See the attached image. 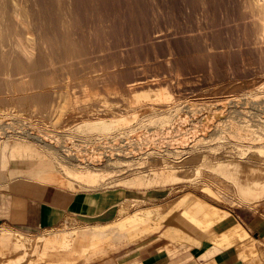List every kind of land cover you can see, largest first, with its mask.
<instances>
[{
    "label": "bare ground",
    "instance_id": "6f19581e",
    "mask_svg": "<svg viewBox=\"0 0 264 264\" xmlns=\"http://www.w3.org/2000/svg\"><path fill=\"white\" fill-rule=\"evenodd\" d=\"M47 1L48 0H0V120L5 116L9 118L8 115L15 113L14 108L16 107L19 108V107L37 106L39 109H44V110L51 108L52 103L54 102L55 94L57 90L62 88L65 84L64 75L66 73L75 75L80 71L81 68H83L84 65L88 64L87 65L88 67L90 61H93V62L97 61L94 59L103 60L104 58L109 57L110 55L114 53L118 54L119 56L121 55L122 57L124 53L126 54L127 51H129L128 50L129 48L128 49L126 48V46L129 47L128 44L125 46L126 49H123V46L121 45V43L119 44L118 42L117 43L110 42L109 40V38L111 37L110 34L111 32H113L112 29H110L111 25L108 26L107 24L106 27H103L105 26L104 24L103 26H100V25L97 26L93 24V22L91 21L92 19L91 20L89 19L90 17L87 19L86 12L88 10L91 9L92 11L94 9L99 12L102 11V8H100L101 2H99V0H55V3L53 1L52 6L48 4ZM127 1L131 3V0H127ZM110 2H106V3H110ZM128 2H125V4ZM148 4H151V3H148ZM157 4L161 5L160 3H157ZM174 4L176 5V8L175 6L172 7V9L174 10L173 14L178 13L179 16L183 14L184 17L185 15L188 16L187 13H189L190 15L199 14L201 16L199 15L198 16L201 17L202 21H200L199 19L198 20L207 25V27L205 26L206 28L202 27L201 29H198L197 32L193 31L196 29L190 28L191 29L190 32L185 30L184 33H182V35L178 36L179 39H184V40H187L188 42L191 41L190 39H192V41L199 40L198 43L200 45H203L204 47V50L202 52L203 54H201L199 58L200 57L202 58V55H203L205 59L209 60V62L205 61L207 64L210 63V65H212L213 64L212 62H214L216 66L218 65V62L222 63V61L225 58L229 60L230 62L233 59L234 60L239 59L238 55L245 53L242 50L241 44L249 45V49H248L250 50L249 53H251L253 50V53L255 52V54L260 59L264 60V0H174ZM107 5H110V4H107ZM127 6H126V10H128ZM147 6L148 5L145 6L146 7L145 10H148ZM102 7H103V4H102ZM104 7L108 8L109 6L107 7L104 6ZM112 7L114 8V5L111 6L110 8L112 9ZM130 9L129 11H133ZM107 10L108 9H106V13H108ZM137 11H135V13ZM162 11H165V10H163L162 8ZM94 12H90V14ZM166 12L167 11H165V13ZM117 13H115L116 14L115 17L116 19H119L117 18ZM135 13H132V14H134L135 17H137V15L141 12H139L138 14H135ZM147 13L149 12L147 11ZM147 13L146 15L148 17L151 11L149 14ZM163 13L164 12H162V15L165 14ZM128 14L130 15V13ZM155 14L156 13H153V16ZM93 15L95 16V14ZM112 15H114V13ZM146 15L144 16L146 17ZM179 16L177 17L181 19L182 17H179ZM109 17L111 19V16ZM164 17H162L163 20L166 19ZM190 17L191 16H189V18ZM128 18L130 20L129 16ZM141 19L143 21V18ZM141 19L139 21H141ZM104 20L108 21L106 19ZM184 20H182V22H184ZM192 20L194 21L195 18ZM176 22L179 23L178 19ZM122 23L123 22H120V24ZM138 23H136V25ZM131 24L133 25V23ZM131 24L129 27H131ZM182 24L183 23H181L180 25ZM184 24H186V22H184ZM199 24L203 25L201 23H198V25L197 26L195 25V26L199 28L198 27ZM112 25L115 27L116 24L115 25L112 24ZM126 25H127V22H126ZM120 26L122 29L123 25H120ZM145 28L147 27H144V29ZM144 29L143 30L141 29L142 32H144ZM155 29L156 28H154V30ZM183 29L185 28L183 27ZM118 30H120V27L116 31ZM181 30L182 28L178 31H181ZM123 31L124 29L122 30V32ZM234 31H237V33L240 31L242 32V34L238 35L236 33L238 36L234 37L233 36L235 34ZM150 32L152 31L150 30ZM116 33L120 34L119 32H116ZM116 33L114 34L118 36V34ZM135 33L137 34V32ZM146 33H148V31ZM164 33L155 31L153 32L152 36L149 34L151 46L152 44L157 46L156 44L164 41V39L166 40L167 34H164ZM87 34L89 36H87ZM130 34H131V31L129 35ZM122 35H120V37ZM137 36L139 37V32ZM141 36L143 37V35H140V37ZM131 37L132 36H130V38ZM170 37H172V35ZM90 38L91 39L94 38L96 42L94 43L95 40H92L93 41L92 42ZM116 38L117 37L115 36L114 39ZM175 39L177 38L175 37ZM130 40L135 42L132 39ZM130 40L128 39L127 41L129 42ZM168 40L170 41L171 39H168ZM140 41H137L138 43L136 42L135 43L139 44ZM143 41L144 39L142 38V42ZM130 43L132 44V42ZM192 45L193 44L191 43V49H193V47L197 45V43L193 45V47ZM234 45L240 48L235 47L237 50H233ZM161 46L164 47V45H161ZM188 46H186L187 48L186 51L188 50ZM134 47L136 49V47H139V46L137 45ZM142 47L143 45H141V48ZM171 47L172 46H170V48ZM198 47L196 48L195 46L196 49H199ZM130 50H132V48ZM199 50L202 51V49H199ZM135 51H133V53H136ZM196 52L197 51H195V53ZM133 53L131 52V55ZM247 55L249 54L247 53ZM250 55L252 56L253 54H250ZM176 56H178V54ZM251 56L249 58L250 61L246 59L247 62L248 61L251 62L252 58L256 59L254 58V56L251 58ZM187 58H190V57H187ZM187 58H183V59H187ZM193 58L191 56L190 59H193ZM195 59L196 58H194V60ZM240 59H242V57ZM194 60L193 62L195 64L196 62ZM169 61L171 63V60ZM169 61H167L166 63H168ZM176 61L178 62V59ZM203 61L202 63L204 64ZM110 62L112 63V61ZM95 63L96 62H94V66L96 67ZM114 63L115 62H113L112 64ZM168 65L170 64L168 63ZM263 65L261 68L264 67ZM115 66H116V63H115ZM115 66L112 65V67H115ZM177 66L175 65L174 68H176ZM91 67H93V65ZM99 67L100 65L98 66V68ZM233 67L236 68L235 66ZM245 67L249 68V66H245ZM215 68L217 69V67ZM234 68H233V71H235V73L237 74L238 72H236ZM237 68L240 69V67H237ZM110 69H108L107 71V75L110 78H113V77L117 78L121 75L120 74L119 76H116L118 73L117 72L118 70L116 71L114 69L112 70ZM245 69L244 70L242 69L244 73H246ZM105 72L106 71H104V73ZM251 72L248 71V73H251ZM79 73L82 74L81 72ZM232 74L234 77L235 75L234 72ZM258 75H260V73ZM236 77L237 76H235V78ZM118 79L119 78H117L116 81H118ZM192 79H194L191 81L193 85L196 86V84L200 83V82L196 83L197 78L196 80H195V77ZM156 81L154 79H151L150 77L149 78L141 77L139 74V76H137L134 80L130 81L129 83L127 80L125 81V83H121L122 84L121 87L123 90L122 92L124 94H127V93L133 94V98L137 101L136 103L137 105H140V101L144 99H149L151 101V104H150L152 108V111L150 112L151 114L139 116L137 114V109L135 110L132 109V110H126V112L120 111V112H109V113H102V114L98 113V114H93V115L92 114L91 115H81L80 117L71 116L67 120L68 123H66L68 124V127L67 126L65 127L64 124H61L62 121L60 122L61 125L58 124V126L56 127L62 128L63 131H61V133H63L65 137H69L72 134H77L81 136L92 135V134L99 135L101 133L115 134L117 130H120L124 126H127L128 123L132 121H137V123L130 125V129H126L125 132L115 134V136L119 135L120 137H124V136H127L129 133L136 132L139 138L141 137L146 138L147 143L150 144L151 142L155 141V139H153L155 137L152 138L150 135H148L149 130H147V132L146 131L143 132L144 130L143 128L146 126L149 127L152 125H156L158 123H162V126L160 127L161 130L157 132V134L156 133L154 134V135L159 136V138H157L158 136L156 137L157 138L156 140L157 142L158 141L160 142L165 137H169L170 131L168 130L166 131V127L168 123L173 121L171 119L173 117L172 116L173 112H176V114L180 113L183 101H181L182 98L180 96L175 97V95L171 91L159 89V87L162 86L164 81H162V83L156 82ZM91 82L94 84L96 83V80L93 77H90V83ZM110 82L112 83L114 81H110ZM116 83L114 86H116ZM106 84H108V82ZM174 84H173V87L170 86L172 87V89L170 90L176 91V92H179L180 90H182L179 83H177V85H174ZM119 85H117L118 89H119ZM257 88L264 89V82L260 83L259 85L257 83L251 82L247 85V87L241 85L240 83H235V84L233 83L231 86L228 87L229 91L221 92L220 100L217 101V102L224 103L225 107L226 106L229 107L226 111H228V114L230 117H233V116L243 117L244 115H247L245 110L244 111L240 110V108L243 107L241 105L245 104L243 100L249 101L248 99H250L251 97H254L252 98V106L249 105V107H251L252 110L257 108L256 110L251 112L252 129L249 127V125H244V123L242 122L229 121L226 125H224L226 127H221L219 124L217 125V129H218L217 131L228 132V135L230 136L231 139H236L238 143H240L237 148L238 150H235V148H232V147H229L223 144L222 146H220L221 141L220 140L216 141V140L223 138V137L222 136L218 137L219 134H217L218 132H216L214 136L211 135L207 137L205 135H202L203 138L201 139L198 138L199 141L196 143L197 141L196 140L195 141L196 144L194 145L192 144L193 146H189V147L183 146L181 148L182 150L179 151L182 153L180 159H176L175 161L170 156V154H172L171 149L167 148L166 151L165 150L161 151L159 149L152 147L151 152L149 153L152 156V160L154 163L152 164L148 163L147 166L140 167L138 166L137 163H132L131 162L132 160H129V158L123 154V152H126L127 150L124 148L126 147L124 145H119V144L105 145L103 144L102 148L99 149L102 151L98 153H94L89 158H84V156L81 155V153L78 156L73 157L74 154L70 153L71 149L67 148V146L65 145L66 141L64 140L60 141L59 139L55 140L54 138L55 136L53 137L52 135L48 133H44V135L33 136L35 134L32 131H29L21 127L20 128L21 131H19L21 132L20 136L26 141H20V143H16L15 148L10 151V154H11L10 157L12 158L36 157V155L38 154L37 153L38 149L34 145L40 146L41 148L46 150V152L53 154L52 157L56 159V161L59 162V164H61L64 170V174L57 173L51 170L49 172L48 178L50 177L52 178L53 181H56V182H59L61 184L71 186V187H77V186L80 187L83 185L90 186L96 183L97 180H102L105 177V175L112 173V172H108L110 167L112 171L116 169L117 167H121L124 169V172L121 175L122 178L117 179L118 181L121 180L128 184H138V185L150 183L152 181L162 182L164 184H169V185L184 181V182H193V184L195 185L197 184L196 177L199 175H202L204 179L206 180L205 182L200 183L198 185L199 187L203 188L204 190L210 193L221 196V195H224V192L221 190H215L212 184L219 185L221 186L222 189L228 190L238 195V197L245 204H248V206H251L250 204H252V208H253L255 205L264 202V111H263L264 108L262 109L261 108L262 106L260 107V105H264L263 104L264 95L259 96L261 92L258 93ZM240 99L242 100L240 101ZM100 100L105 103H108V100H106L105 98L100 99ZM171 100H174V101H171ZM4 105H6L8 108L1 109L2 106ZM19 109H20L19 111H21V109L23 108H19ZM46 113L47 114L44 116V119L43 120L41 119L38 121H43L45 124L48 123L53 127V123H52L53 119L51 117L52 114H50L51 111L49 110ZM22 114L23 113H20L19 115L22 116ZM14 115L16 114H13V116ZM40 117L41 116H39V118ZM211 119L212 118L210 117L203 119V121L205 120L203 122V126L205 128L209 127V124H210L209 120ZM19 122H21V120ZM10 127L12 126L10 125ZM6 128L7 126L3 127V125L0 122V131L6 132L7 130ZM175 130L180 132V129L179 130L175 129ZM195 131L197 132V130ZM164 134L165 135L167 134V136H165ZM162 135L164 136L162 137ZM208 138H212V139L209 140ZM246 140L248 141L252 140L253 142H257V143H253L252 147L241 144L242 142H245ZM181 141H183V139ZM211 141H215V142L213 144H210ZM184 142H186V139ZM8 148H9L8 143H3L0 147V171L3 170V163L8 157V154H7ZM103 158H105V161L107 162V164H105L106 165L105 168L103 165V160H102ZM207 180L211 182L209 183L207 182ZM184 198L185 197L181 198L179 202L184 201ZM56 233H57L56 235L54 233V234H48V235L42 234L36 237H31L23 233H20L10 227L8 228L1 227L0 228V264H46V258L50 252L55 251L58 247L67 249L72 246V242H73L72 236L75 233V230H59V231H56ZM245 234L242 236L245 237L246 236ZM58 243H59V246L57 247Z\"/></svg>",
    "mask_w": 264,
    "mask_h": 264
},
{
    "label": "rangeland",
    "instance_id": "374dc122",
    "mask_svg": "<svg viewBox=\"0 0 264 264\" xmlns=\"http://www.w3.org/2000/svg\"><path fill=\"white\" fill-rule=\"evenodd\" d=\"M48 1H47V3L50 4L51 6L53 5V1L55 3V0H48ZM110 1L111 0H107V1L106 0H99V2H101L103 4V7L104 6H106V7L109 6V7L103 8L102 4L100 3V8H102L103 12L102 11L99 12V11L94 10V9L91 11V9H90L86 12V17H87V19L90 17L89 19L90 20L92 19L91 21L93 22V24L97 25V26L98 25L103 26V24H104L105 26H103V27H106L107 24H108V26L111 25L110 29H112L113 32H111V34H110V36H111L110 37L111 39L109 38L110 42H112V43L118 42L119 44L121 43V45L123 46V49L129 48L128 49L129 51H127V53H126L127 55L124 53L121 57V55L119 56L118 54L114 53V54L110 55L112 58L109 56V57L104 58L103 60L94 59L97 61L101 60L100 62L94 61L97 63V64L95 63L96 67L94 66V62L90 61L88 67H87L88 64L83 66V68H85L86 71L83 68L80 69L79 72H81L82 74H80L79 72L75 75L69 73L70 75H72V76H70L69 74L66 73L67 75L66 74H65L66 76L64 75V79H65L64 80L65 81L64 86L62 88H60L59 90H57V92L55 94L54 102L52 103L51 108H48L47 110L39 109L37 106L19 107V108H23V109H21V111H19L20 109L18 107H16L17 109L14 108L15 113L9 114L8 115L9 118H7V116H5L6 118L3 117L0 120L3 127L7 126L6 132L0 131V147L3 143H8L9 148H11V150H13L15 148L16 143H20V141H26L20 136L21 132H19V131H21L20 128L22 127V128H25L29 131H32L35 134L33 136L44 135V133H48V134L52 135L53 137L55 136L54 137L55 140L59 139L60 141H63V140L66 141L65 145L67 146V148L71 149L70 153L74 154L73 157L74 156L76 157L81 153V155H83L84 158H89L94 153H98V152L102 151L99 149L102 148L103 144H105V145H115V144L124 145V146H126L124 148L127 150H126V152H123V154L126 157H128L129 160H132L131 161L132 163H137L138 166H140V167L147 166L148 163H151V164L154 163L152 160V156L149 153V152H151L152 147L159 149L161 151H164V150L166 151L167 148L171 149L172 154H170V156L175 161L176 159H180L182 153L179 151L182 150L181 148L183 146L184 147L185 146L186 147L193 146L194 144H196L199 141L198 138H200V139L203 138L202 135H205L207 137L211 136V135L214 136V134H216V132H218L217 134H219L218 137H221V136L223 137V138L216 140V141H218V140L221 141L220 146H222V144H223V145H227L229 147L235 148V150H238L237 148H238V145L240 143H238V141L236 139H231L230 136L228 135V132L217 131L218 130L217 125L219 124L221 127H226L224 125H226L229 121L242 122V123H244V125H249V127L252 129V114H251V112L256 110L257 108L252 110V108L249 107V105L252 106V98H254V97H251L250 99H248L249 101L243 100V102L245 104L241 105L243 107H241L240 110H242V111L245 110V112L247 114V115H244L243 117H234V116L230 117L228 114V111H226L229 107L228 106L225 107L224 103L217 102V101L220 100L221 92L229 91L228 87L231 86L233 83L234 84L240 83L241 85H243L245 87H247V85L251 82L257 83L258 85L260 83H263L264 82V73H263L264 67L263 68H261V67L264 64V62H263L264 60L260 59L255 54V52L253 53V50L251 53H249L250 52V50H248L249 45H244V44L240 43L242 45L241 46L242 50L245 53L238 55L239 57L238 56L237 57L239 59H236L237 57L235 58L236 60L233 59L234 61L233 60L231 61L232 64L226 58H225L226 60L225 59L223 60L225 62H223V61H222V63L218 62V65H216V66H215L214 62H212L213 64L211 63L212 65H210V63L207 64L206 62H209V60L205 59L203 55H202V58L201 57L199 58V56L201 54H203L202 52L204 50L203 45H200L198 43L199 40H193L192 41V39H190L192 42L191 41L188 42L187 40L179 39V37H178V36L182 35V33H184L185 30L190 32L191 29H196L193 31L197 32L198 29H201L202 27L206 28L207 25L204 24L203 22H200V21H202L201 17H199L201 15H199V14L190 15L189 13H187L188 16L184 14L185 15V17H184L183 14H181L180 16L178 15V13H175L176 15L173 14L174 10L172 9V7L175 6V8H176V5L174 4V0H166V1L165 0H138V2H137V0H135V1L131 0V3H129L127 0H125V1L124 0H112L111 1L112 3ZM106 2H110V3H106ZM125 2H128L129 4L128 3L125 4ZM148 3H151V4H148ZM157 3H160L162 6L157 4ZM107 4H110V5H107ZM163 4H164V6H163ZM113 5H114L115 9L113 7H112V9L110 8ZM127 5H129V6H127ZM140 5H141V7H140ZM146 5H148L147 6L148 10H145ZM157 5H159V6H157ZM126 6H127L128 10H126ZM142 8H144V9H142ZM162 8H163V10H165L167 12L165 13V11H162ZM106 9H108L107 12L110 14L106 13ZM117 9L119 12L117 11ZM129 9L133 10V11H129ZM136 9L139 11H137ZM150 9H152V10H150ZM154 10H156L157 12ZM135 11H137V12L135 13ZM147 11L149 13L151 11V13H150L151 15L149 13H147ZM90 12H94V13L90 14ZM139 12H141L142 14ZM160 12H161V14H160ZM162 12H164L165 14L163 13L164 15H162ZM87 13H89V14H87ZM111 13L112 14L114 13V15H112ZM115 13H117V18H119V19H116ZM128 13H130L131 16ZM132 13H135V14L139 13L138 15H139L140 19L143 18V21L141 19L142 23H141V21H139L140 19H139L138 15H137V17H138L137 18ZM143 13H144V15H146V13L149 14L150 16L148 15V17L150 19L147 17V15L145 17L143 15ZM153 13H156L157 15L155 14L153 16ZM93 14H95V16ZM166 14H168V15H166ZM109 16H111V19ZM128 16L130 17V20L131 19H133V20L130 21ZM175 16L176 17L179 16L182 18L181 19L178 17L176 18ZM189 16H191V17L189 18ZM197 16H198V18H197ZM100 17L103 21L100 19ZM107 17H108V19H107ZM131 17H133V18H131ZM154 17H155V19H154ZM162 17L166 18V19H164L165 21L163 20ZM120 18L121 19L123 18V19L121 20ZM194 18H195V20L193 21L192 19H194ZM104 19L108 20L109 22L105 21ZM167 19H169V20H167ZM175 19H176V21L178 19L179 23L176 22ZM184 19H186V20H184ZM160 20H162V21H160ZM182 20H184V22H186V24H184V22H182ZM110 21H112V22H110ZM125 21L127 22V25H126ZM138 21H139V23H138ZM148 21H150V22H148ZM102 22H104V23H102ZM105 22H106V24H105ZM120 22H123L124 24L123 23L120 24ZM187 22H189V23H187ZM193 22H195V23H193ZM197 22L201 23L203 25L199 24V26H198L199 28H197L196 27L198 25ZM129 23L130 24L133 23V25L131 24V27H129L130 26ZM136 23H138L139 25L138 24L136 25ZM153 23H154V25H153ZM177 23H178V25H177ZM181 23H183L182 25H184V26L180 25ZM112 24H114V25L116 24L115 27ZM174 24L176 27L174 26ZM120 25H123L122 29H121ZM117 26H118V28H117ZM126 26H128V27H126ZM119 27H120V30L116 31L117 29H119ZM134 27H135V29H134ZM144 27H147V28L144 29ZM183 27L185 29H183ZM154 28H156V29L154 30ZM177 28H179V29H177ZM181 28H182V30L178 31ZM188 28L189 29L191 28V29L189 30ZM123 29H124V31L122 32ZM141 29L142 30L144 29V32H142ZM159 29L162 31H160ZM146 30L148 31V33H146L147 32ZM150 30L152 32H150ZM204 30H206V29H204ZM130 31H131V34L129 35ZM155 31H159L161 33L165 32L164 34H167L166 40L164 39V41L156 44L158 47L155 46L154 44H152V46H151V43H150L151 41L149 39V36L150 35L152 36L153 32H155ZM116 32H119L120 34H118ZM135 32H137V34ZM138 32H139V37L137 36ZM234 32H235V34L233 35L234 37H237L239 34H242V32H240V31L238 33H237V31H234ZM114 33L118 34L120 39ZM112 34H114V35H112ZM120 35H122V36L120 37ZM140 35H143V37L142 36L140 37ZM171 35H172V37H170ZM173 35H175V36H173ZM87 36H89V35L87 34ZM115 36L117 37L116 39H114ZM130 36H132L133 38L132 37L130 38ZM175 37L177 39H175ZM137 38H139V39H137ZM142 38L144 39L143 42H145V43L142 42ZM147 38H148V40H147ZM167 38L171 39V40L169 41ZM128 39L129 40L132 39L136 43H138L137 41L141 40L139 42L140 45L136 44L135 42H133L131 40L128 42L127 41ZM135 39H137V40H135ZM92 40H95V39L93 38V39H91V41ZM178 41H180V42H178ZM95 42H96V40L94 41V43ZM130 42H132V44ZM186 42H188V43H186ZM191 43L193 45H195L197 43V45H195L196 48L198 46H200L198 48L202 49V51L199 49H196L195 46L193 47V45H192L193 49H191ZM127 44L129 45V47L126 46ZM133 45L134 46L138 45L139 47H136V49H135V47ZM141 45H143L142 48H141ZM144 45H146V46H144ZM161 45H164V47ZM125 46H126V48H125ZM170 46H172V47L170 48ZM186 46H188L187 51H186V49H187ZM130 47L132 48L133 51L136 50L135 51L136 53H133V51L130 50L131 49ZM235 47L240 48V47L234 45L233 50H237ZM176 50H178V51H176ZM172 51H173V53H172ZM195 51H197L198 53L197 52L195 53ZM200 51H201V53H200ZM131 52L133 53L132 55H131ZM189 53H191V54H189ZM247 53L249 55L253 54L252 56L250 55L251 58L254 56V58H256V59L252 58L253 60L251 59V62H249L250 56L247 55ZM177 54H178V56H176ZM187 54H189V55H187ZM182 55H184V56H182ZM244 55H246V56H244ZM191 56H192V58L194 56V58H196V59L195 60H194V58L190 59ZM247 56H248V58H247ZM255 56H257V57H255ZM187 57H190V58H187ZM241 57H242V59H240ZM183 58H187L188 60L183 59ZM175 59L176 60L178 59V62ZM181 59H183V60H181ZM246 59L249 61L247 62ZM109 60L112 61V63L115 62L116 66L117 65L118 66L116 67L115 63L112 64ZM169 60H171V63ZM193 60L196 62L195 63L196 65L194 64ZM196 60H198V61H196ZM256 60H258V61H256ZM167 61H169L168 63L170 65H168V63H166ZM202 61L204 62V64L202 63ZM213 61H215V60H213ZM240 61H242V62H240ZM228 62H229V64H228ZM181 63H182V65H181ZM91 64L93 65V67H91L92 66ZM103 64H105V65H103ZM99 65H100V67L98 68ZM108 65H110V66H108ZM112 65L115 67H112ZM175 65L176 66L178 65L176 67L177 69L174 68ZM233 66H235L236 68H234ZM245 66H249V68L245 67ZM108 67H110L111 69ZM134 67H135V69H134ZM215 67H217V69ZM237 67H240V69ZM106 68H108L110 70H112V69H114L116 71L118 70L117 71L118 73L116 76H119L120 74H121L120 76H122V77H120V76L117 77V78H119L118 79L119 82L116 81L117 78L113 77L114 78V80H113V78H110L107 75L108 69H106ZM233 68H234V70H236V72H238L237 74L235 73V71H233ZM241 68L243 70L246 68L247 69V71L245 69L246 73H244V71ZM250 69L252 70V72ZM228 70H230V71H228ZM104 71H106V72L104 73ZM136 71L138 72V74ZM227 71H228V73H227ZM248 71H250L251 73H248ZM233 72L235 74L234 77L232 74ZM225 73H227V74H225ZM259 73L262 76L258 75ZM85 74H87V75H85ZM139 74L141 77H148V78L150 77L151 79H154L155 81L158 80L156 82L162 83V81H164V83L162 84L161 87H159V89L171 91L175 95V97L180 96L182 98L181 101H183V102H182L180 113L176 114V112H173V114H172L173 117L171 118L173 121L171 120L172 122L168 123V125H167L168 128L166 127V131L167 130L170 131L169 137H165L162 141L157 142L156 139L159 138V136L154 135V134L155 133L157 134V132H159L161 130L160 127L162 126V123H158L156 125H152L149 127L146 126L143 128L144 129L143 132L144 131L147 132V130H149L148 135H150L152 138L155 137L153 139H155L156 142L154 141V142H151L150 144L147 143L146 138H142V137L139 138L137 136L136 132L135 133L134 132L129 133L127 135L129 137L124 136L126 138L120 137L119 135L115 136V134H119L121 132H125L126 129H130V125L137 123V121H132V122L128 123L127 126H124L120 130H117L115 134L101 133L99 135L98 134H92V135H83V136L77 135V134H72L69 137H65L63 135V133H61V131H63L62 128L56 127V126H58V124H60L61 121H62L61 124H64L65 127L66 126L68 127V124H66V123H68L67 120L71 116L80 117L81 115H91V114L93 115V114H98V113L102 114V113L120 112V111L126 112V110H132V109H134V110L137 109V114L139 116L151 114L150 112L152 111V108L150 106L151 101L149 99H144V100L140 101V105H137L136 104L137 101L133 98V94H130V93L124 94L122 92L123 90L121 87V85H122L121 83H125L126 80L129 83L130 81L134 80L137 76H139ZM221 74H222V76H221ZM247 74H249L250 77ZM254 75H256V76H254ZM81 76H83V77H81ZM224 76H225V78H224ZM235 76H237V77L235 78ZM90 77H93L96 80V83H94V84L92 82L90 83ZM194 77H195V80L197 78L196 83L200 82L199 84H196V86L191 83V81L194 80V79H192ZM232 77H233V79H232ZM120 78H121V80L122 79H124V80L121 81ZM85 79H87V80H85ZM108 79L110 81H114V82L111 83ZM107 82H108V84H106ZM115 83H116V86L120 84L119 89H118V86L117 87L114 86ZM172 83L173 84L175 83L174 85H177V83H179L182 90H180L179 92L170 90L173 87ZM170 86H172V87H170ZM257 92L258 93L261 92L259 94V96L264 95V93H262V92H264V89H258ZM92 96H93V98H92ZM246 97H248V96H246ZM103 98L108 100V103H105V102L100 100ZM236 99H238V98H236ZM241 100L242 99H240V101ZM171 101H174V100H171ZM246 102H247V104H246ZM249 102H250V104H249ZM263 106L264 105H260V107L262 109L264 108ZM6 108H8V107L6 105H4V106H2L1 109H6ZM245 108H247V109H245ZM12 110H13V108H12ZM49 110L51 111L50 114H52L51 117L53 119V121H52L53 127L48 123L45 124L43 121H38L41 119L43 120L44 116L47 114L46 112ZM263 111H264V109H263ZM20 113H23L22 116L19 115ZM13 114H16L17 116L16 115L13 116ZM39 116H41V117L39 118ZM19 117H21V118H19ZM207 117H210L212 119L209 120L210 121L209 127L205 128L203 126V122L205 120L203 121V119H205ZM13 119H15V120H13ZM19 119L21 120V122H19L20 121ZM22 119H24V120H22ZM8 124H9V126H8ZM10 125L12 127H10ZM175 129H177V130L180 129V132L176 131ZM195 130H197V132ZM164 135H162V137ZM165 136H167V134ZM182 139H183V141H181ZM185 139H186V142H184ZM208 139L211 140L212 138H208ZM195 141H196V143H195ZM214 142L215 141H211L210 144H213ZM253 143H257V142H253L252 140L251 141L246 140L245 142H242L241 144H244L245 146L252 147ZM34 146L37 147V149H38L37 150L38 154L36 155V157L50 163L52 166H54L55 168L58 169L59 173L64 174L63 167L61 166V164H59V162L56 161V159H54L52 157L53 154L46 152V150H44L40 146H36V145H34ZM222 151H223V149H222ZM102 160H103V165L105 168V166H106L105 164H107V162L105 161V158H103ZM189 167H191V166H189ZM18 168H21V170H24L25 172H27L30 169V165L26 164V165L19 167L16 164H12L11 166H9V168L6 171H4V176H3L4 178L2 181L3 183L0 184V189L19 188V187L28 188L29 191L34 192L32 195H35L38 197L45 196L44 197L45 199L47 197L48 192H52V193H55L57 195H58V192L59 193L63 192V193H65L67 198L70 197V199L67 200V202H69V203H66V202L64 203V202H61L60 200H57V201L61 203V206L65 211L66 217H67L68 213L73 212L72 207L74 206V202L77 205L79 204V201H77V200L74 201L76 198L79 197V195H85L87 193H91V191H94V189H82L79 191L80 193L77 192V195H75V192H73L71 190L65 191L61 188H57V187L52 186V185L49 186L47 184H43V183L39 184V183H36L34 181H31V180L22 179V178H19L16 174V171ZM110 169H111V167L109 168L108 172H112V173L105 175V177L103 178L104 180L103 179L97 180V182L92 184V185L94 187L100 186V185L107 186V187L99 188L100 190H104V191L117 190V189H120L119 187H121V188H146V187H154V186H165V187H155L153 189H134V190L126 189V191H125V196H127L126 199H129V200L130 199H140L142 201V203H140L138 206L139 208L148 207V206H151L154 204H156V205L157 204H163V203H166V202H168V201H170V200H172L175 197H178L180 195H181V198L185 197L184 200L189 198V197H192L194 195H198V196L203 197L204 199H207L209 202H211L215 205H218L221 208L229 210L234 215H238L239 213H243V212L247 213L248 211L252 210V217H253V214H255L257 219L264 220V202L255 205L253 208L252 207H246V206L238 207L239 205H248V204H245L238 197V195H236L235 193L230 192L228 190H224L221 188V186L216 185V184H212V183L211 184L214 186V189L223 191L224 195L218 196V195L210 193V192L204 190L203 188L199 187L198 185L200 183L205 182V180H206V179H204V177L202 175H199L196 177L197 184H195V185L193 184V182H184V181L179 182V183H173L170 185L164 184L162 182H156V181H152L150 183L138 185V184H128V183H125L121 180L120 181L117 180V179L122 178L121 175L124 172L123 168L117 167L113 171H112V169L111 170ZM187 169H188V167H187ZM207 182L210 183L211 181L207 180ZM92 185H90V186H84L83 185L81 187L82 188H90V187H92ZM110 187H112V188H110ZM75 189H80V187L77 186ZM72 198H73L74 202L72 201ZM79 198L83 199L82 196ZM80 202H81V204H85L87 202V200H83ZM250 205L252 206V204H250ZM75 214L77 215V218L79 215H81L82 216L81 220L86 221V222H81V223L77 224L76 225L77 227L85 226L88 223L89 219L83 218V216L88 215L87 212H85L83 209L80 212L77 208V212ZM76 226H74V227H76ZM1 227L8 228V226H0V228ZM12 228H15V227H12ZM58 228L63 229L62 225L59 226ZM15 229L20 230V231L25 232V233H28V234H37V235L44 234L45 235L47 233V232H45L47 229L36 230V231H31V232H27L25 230H21L18 228H15ZM39 233H42V234H39ZM37 235H34V237H36ZM158 235H159V233L154 234L150 238L146 239L144 241V243H142V244L148 245L149 247L153 246L154 241H155V237H157ZM252 236L259 237L261 239L263 238L262 234H255L253 230H252ZM257 248H258V254L261 257V261L264 262V242L258 244ZM178 250H180L178 252V254L184 253V252H188L190 254L192 251V250H184L181 248H179ZM249 254L250 255L248 258L252 260V251H249ZM67 256H69V255H67ZM80 260H81V262H80ZM80 260L78 261L80 264H84V263L89 262V261H85L86 260L85 258L80 259ZM82 261H84V263Z\"/></svg>",
    "mask_w": 264,
    "mask_h": 264
},
{
    "label": "crops",
    "instance_id": "0c3cea01",
    "mask_svg": "<svg viewBox=\"0 0 264 264\" xmlns=\"http://www.w3.org/2000/svg\"><path fill=\"white\" fill-rule=\"evenodd\" d=\"M7 151L8 157L0 171V184L9 166L28 164L30 169L27 172L17 169L19 178L71 190L75 195L82 189H94L91 193L79 195L83 199L78 197L74 200L79 201L78 205L73 201L75 196L72 198L73 212L67 217L57 201L69 203L70 197L67 198L63 192H58V195L48 192L45 199V196L32 195L34 192L28 188L0 189V226L27 232L47 229V235H56L59 230H75L72 246L63 249L58 247V243V248L47 256L46 264H80L78 261L84 258L89 261H82L84 264H264L257 248L264 242V220L257 219L255 214L252 217V210L234 215L198 195L179 202L180 195L163 204L139 208L142 201L126 199V189L165 186H118L120 189L111 191L100 190L107 187L103 185L75 189L48 178L51 170L59 172L45 160L38 157L12 158L11 148ZM83 200L87 202L81 204ZM243 206L252 207H238ZM77 208L88 214L83 216L89 219L85 226H76L86 222L81 220V215L77 218ZM61 225L63 229L58 228ZM15 230L31 237L37 235ZM252 230L255 234H262L263 238L252 236ZM156 233L159 235L155 237L153 246L142 244ZM244 234L245 237L242 236ZM179 248L192 251L190 254H178ZM249 251H252V260L248 258Z\"/></svg>",
    "mask_w": 264,
    "mask_h": 264
}]
</instances>
